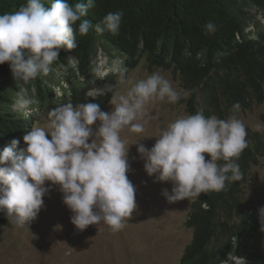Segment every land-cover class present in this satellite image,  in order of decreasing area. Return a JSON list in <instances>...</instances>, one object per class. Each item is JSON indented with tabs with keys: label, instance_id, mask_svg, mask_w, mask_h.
<instances>
[{
	"label": "clouds",
	"instance_id": "9594fccd",
	"mask_svg": "<svg viewBox=\"0 0 264 264\" xmlns=\"http://www.w3.org/2000/svg\"><path fill=\"white\" fill-rule=\"evenodd\" d=\"M94 4L95 0H77L74 5L69 0H26L17 11L0 14V64L7 62L13 79L25 84L47 76L60 49H76L77 33L86 35L93 27L83 18ZM123 15L122 11L107 13L95 24V31L118 34ZM204 30L213 33L214 23H206ZM68 59L75 66V59ZM116 70L122 80L126 69ZM108 93H113V86L106 84L98 94ZM87 95L95 101L92 93ZM181 98L168 79L154 72L132 83L126 94L114 95L109 111L89 100L50 109L47 126L34 124L23 136L25 147L19 153L15 138L0 150V213L26 225L38 217L50 187L57 186L76 229L103 222L119 231L137 209L136 188L127 175L131 144L126 146L120 134L124 129L144 132L151 101L174 104ZM33 104L21 87L11 108L27 118L34 113ZM246 136V125L235 116L221 119L198 110L161 127L151 148L140 143L144 138L135 144L154 182L171 183V190L163 189L162 195L173 203L219 192L226 181L242 179L237 160L247 147ZM260 231L264 232V225ZM222 261L248 264L235 251Z\"/></svg>",
	"mask_w": 264,
	"mask_h": 264
},
{
	"label": "trees",
	"instance_id": "16d2710c",
	"mask_svg": "<svg viewBox=\"0 0 264 264\" xmlns=\"http://www.w3.org/2000/svg\"><path fill=\"white\" fill-rule=\"evenodd\" d=\"M25 2L0 0V14L17 11ZM76 2L69 0L73 5ZM245 5L264 10V0H95L83 18L93 27L86 35L77 33L78 47L71 51L60 49L52 65L66 64L70 54L77 61L78 81L68 86L65 95L57 99L50 88H42L40 76L27 84L15 81L8 63L0 64V150L15 138L19 141L15 151L19 153L25 146L23 136L33 127L35 113L24 118L11 108L21 87L34 91L38 108L47 113L61 104L93 101L87 95L93 91H97L93 102L103 107L121 79L116 69H126V78L140 59H144L149 71L161 68L171 72L185 95L178 103L187 115L203 110L205 116L227 119L262 103L264 27H257L253 38L244 32ZM116 11L124 14L119 33H97L95 24ZM208 22L215 25L211 34L204 30ZM98 45L108 47L115 60L104 75L95 74L91 65ZM106 84L113 86V93L99 95ZM246 130L247 147L237 160L242 179L226 181L223 190L202 193L191 201L184 222L191 229V237L179 264H222L231 251L243 255L240 249L246 241L264 253L259 212L243 203L244 180L264 157V131L247 126ZM5 216L0 213V221Z\"/></svg>",
	"mask_w": 264,
	"mask_h": 264
},
{
	"label": "rangeland",
	"instance_id": "374dc122",
	"mask_svg": "<svg viewBox=\"0 0 264 264\" xmlns=\"http://www.w3.org/2000/svg\"><path fill=\"white\" fill-rule=\"evenodd\" d=\"M243 10L244 32L254 37L257 27H264V10L252 5H245ZM109 52L108 47L97 46L91 61L95 74L104 75L115 65ZM52 68L50 74L40 76L41 87L50 88L59 99L65 95L71 83L78 81L79 74L76 64L73 66L69 59L66 64ZM154 72L163 75L181 96H185L171 72L161 68L149 71L144 59H140L126 78L119 79L114 95L126 94L132 83ZM35 90L37 92V88ZM27 91L34 100L35 126L46 127L48 113L38 108L37 94ZM111 108L109 102L101 107L103 111ZM147 109L149 115L143 122V133L124 129L120 134L126 146L131 144L128 153L130 171L127 175L136 188L137 202V209L132 216L125 218V226L113 231L101 222L89 225L83 231L76 229L70 221V210L62 202V193L57 186H51L43 197L44 207L34 221L23 226L13 222L11 217L5 216L4 221H0V264H179V258L191 237V229L184 222L195 197L169 203L162 195V190L170 191L171 183L154 182V177L146 173L144 160L137 152L135 142L144 138L140 143L151 148L156 139L153 136L158 134L161 127L187 113L182 104L169 103L167 100L151 101ZM236 118L247 127L264 131V101L241 112ZM205 157L210 158L206 153ZM243 189L244 206L256 208L259 212L258 222L264 225V207H261L264 205V157L249 170ZM240 252L248 264H264V253L256 249L253 243L246 241ZM258 255L262 258H258Z\"/></svg>",
	"mask_w": 264,
	"mask_h": 264
},
{
	"label": "built area",
	"instance_id": "2783aa9c",
	"mask_svg": "<svg viewBox=\"0 0 264 264\" xmlns=\"http://www.w3.org/2000/svg\"><path fill=\"white\" fill-rule=\"evenodd\" d=\"M250 38H253V37H250Z\"/></svg>",
	"mask_w": 264,
	"mask_h": 264
}]
</instances>
